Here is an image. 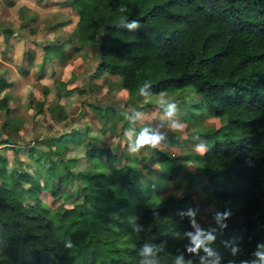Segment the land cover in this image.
<instances>
[{"label": "trees", "instance_id": "16d2710c", "mask_svg": "<svg viewBox=\"0 0 264 264\" xmlns=\"http://www.w3.org/2000/svg\"><path fill=\"white\" fill-rule=\"evenodd\" d=\"M69 3L78 16L67 39L72 50L95 49L96 70L119 76L127 100H134L141 88L151 94L192 85L208 112L225 118L224 124L193 135L214 137L201 156L199 181L212 185L208 198L217 205V213L231 214L223 221L226 228L218 224L220 241L208 247L212 255L203 249L198 255L190 254L191 240L185 234L194 231L191 218L181 215L189 208L171 193L161 196L156 205L141 199L139 170L118 153L117 145L127 142V119L116 146L97 141L88 126L73 127L53 136L47 150L30 148L36 175L16 165L8 168V159L0 153V264H140L145 244L154 249L164 245L150 257L160 264H174L175 258H182L183 264L188 260L200 264L202 257L205 264L217 258L219 264L256 260L253 252L264 243V0ZM121 4L131 13H119ZM125 16L128 22L138 20L141 27L129 32L120 26ZM6 30L8 35L14 31ZM61 44L55 41L44 50L49 55ZM33 55L27 48L24 58ZM68 81L58 85L67 88ZM8 84L0 73V110L7 116L12 108L11 96L4 92ZM37 104L43 106L44 101ZM98 112L102 131L108 119L115 124L122 114L116 104L99 107ZM65 117L64 112L59 116ZM0 142L9 147L14 141L6 137ZM69 142L74 148L82 146L83 152L58 161L50 156L52 152L65 156ZM149 150V160L159 164L164 178H178L182 164L175 156L159 147ZM80 156L90 165L75 171L72 166ZM98 173L107 180L95 177ZM76 181L79 189L71 190ZM43 189L60 208L40 196ZM125 191L139 198L133 211L134 226L141 228L136 238L129 233L132 220L124 217L130 203L122 194ZM112 212H118V217ZM68 240L72 249L64 246ZM233 248L238 249L235 255Z\"/></svg>", "mask_w": 264, "mask_h": 264}, {"label": "rangeland", "instance_id": "374dc122", "mask_svg": "<svg viewBox=\"0 0 264 264\" xmlns=\"http://www.w3.org/2000/svg\"><path fill=\"white\" fill-rule=\"evenodd\" d=\"M32 1L0 0V72L13 82V87L7 88L12 99L10 101L11 113L7 116L4 111L0 110V141L6 137H11L14 141L10 143L12 146L9 147L0 142V153L8 159L7 167L16 165L19 170H26L36 175V165L34 158L30 156V148L35 146L38 150H47L53 136L71 130L73 127L85 129L88 126L90 127L89 132L95 139L112 145L115 142V136L116 142L120 139L122 122L127 119L124 132L127 136L125 140H131L132 143L125 144L126 142L123 140L119 143L118 149L129 153L128 155L124 153L126 155L124 159L133 161L134 168L141 170L138 179L141 199L146 198V202L156 205L162 198V194L167 192L178 194L181 190H187L183 197L185 199H181V202L194 211L199 209L196 211L195 221L201 229L206 232L215 229L212 232L215 240L207 244L206 247L217 245L220 241L216 220L217 205L208 198L209 189L212 185L208 186L206 182L199 181L200 175H202L203 161L195 151V145L202 141L205 144L207 141L213 143L214 137L212 136L208 140L205 138L196 140L193 133L207 128L205 126L209 120L212 121L210 123H214V120L220 119V116L208 112L206 105L200 103L202 95L196 92L192 85L180 87L174 92H166L163 104L159 102L160 92L151 94L139 92L134 100H127L123 97L124 94L118 85L111 86L109 81L115 79V76L95 75L97 63L95 49L73 51L68 56L69 60L66 63L54 60L55 58H63V54L59 51L60 48L65 50L69 46L68 41L62 42L56 48L58 51H49V56L54 61L49 64L51 67L45 68L44 75L39 76L41 68L38 61L42 52L41 42H44L43 36L48 28L46 27L47 21L51 16L47 15L49 12H46V9L38 7ZM27 5H30L29 7L36 12V18L31 21L26 18L31 8H23ZM3 27L13 29L16 35L4 33ZM27 48L32 49L35 53L32 60L24 58ZM60 77H64V81L71 80L67 83L70 87H73L74 84L77 85L76 90H64V88L57 87L56 83ZM40 81H43L46 87H43ZM28 84H31L32 87H25ZM61 89L65 96H59L58 92L63 93ZM123 90L128 97L126 89L123 88ZM39 101H44L43 106L37 104ZM109 104H116L120 107L121 118L114 119L116 120L115 124L111 123V119H108L105 131H102L99 107L104 108ZM169 104L176 105V113L171 119L166 115ZM62 112L66 115L63 119L59 118ZM172 120L183 123L186 128L178 130L174 135L170 130ZM3 123H6V126H3ZM144 129H148L150 134L163 135L165 139L161 141L158 147L167 153L175 152L176 160L182 164V172L175 182L168 179V186L166 185L167 179L164 178L159 164L149 160V147L146 146L135 154L129 151V145L135 144L137 137ZM68 145L69 149H67L65 156L62 157L61 154L53 152L50 156L58 161L60 158L74 157L83 152L82 146L74 148L71 142ZM142 151L149 153L148 156H145L146 164L144 166H142L144 158L140 156L143 155ZM87 165H90V162L80 156L72 168L75 171H82ZM95 177L107 180V176L100 173ZM192 178L198 180L193 182ZM178 179H185V183H181V188L177 192L180 183ZM78 187L80 185L77 181L70 186L71 190ZM122 194L130 200L125 209L124 217L132 220L133 225L129 233H133L134 238H136L133 211L139 198L132 192L125 191ZM40 196L52 206L60 208L59 204L51 202V196L47 190L43 189ZM110 215L118 217L119 214L112 212ZM192 228L195 232V228L193 226Z\"/></svg>", "mask_w": 264, "mask_h": 264}, {"label": "clouds", "instance_id": "9594fccd", "mask_svg": "<svg viewBox=\"0 0 264 264\" xmlns=\"http://www.w3.org/2000/svg\"><path fill=\"white\" fill-rule=\"evenodd\" d=\"M118 12L125 14L131 13V10L121 4L118 7ZM120 26L126 28L129 32H135L137 31L141 25L139 23L138 20H132L130 22H128L127 20V16H125L124 18L121 19L120 21ZM141 94H144V90L143 88H141ZM166 92H161L160 95V103H164V97L166 96ZM176 113V105L175 104H169L168 105V111L166 113V115L168 116L169 119H171ZM184 127L183 123L178 122L176 120H172L171 123V129L173 131H177V130H182ZM165 137L161 134H150L148 129H144L140 135L137 137L135 144L134 145H129V151L130 153H137L140 151V149L147 147H151V148H157L161 141L164 140ZM196 140H200V137L197 136L195 137ZM207 145L202 141L199 144L195 145V151L203 156L206 152H207ZM196 211H199V209H196L195 211L191 208L188 209L187 212L181 213L182 216L187 215L188 217L191 218V223L192 226L195 228V232L194 233H186L185 235H187L188 237H190L191 240V245L190 247H187V251L190 254H199V250L203 248V250L205 252H208L209 255H212L210 249L208 247H206L207 244L212 243L215 240V236L212 234V232L215 231V229H213L212 231H204L203 229H201L195 221V215H196ZM230 212L226 211L225 213H217L216 215V220L217 223L219 224V227L221 229H224L227 227L226 223H223L224 220H226L229 216H230ZM154 215H158V214H154ZM141 230L140 226H134V231L139 232ZM227 243V242H226ZM65 248L68 249H72L74 247L73 243L71 240H68L65 242L64 244ZM164 248V245H160L159 247H156L154 249V247L150 244H145L141 250L140 255L145 257V259L140 261V264H160V261L158 259H150V257L154 256V251L155 252H160L162 251ZM238 251L237 248H233L232 249V253L233 255L236 254V252ZM253 255L257 258L256 260H241L240 264H264V243H258L256 246V250L253 252ZM174 264H183V260L182 258H175L174 259ZM187 264H193L192 260H188ZM200 264H205V259L202 257L200 260ZM211 264H219V259L217 258L216 260H213L211 262ZM229 264H234V261H229Z\"/></svg>", "mask_w": 264, "mask_h": 264}, {"label": "crops", "instance_id": "0c3cea01", "mask_svg": "<svg viewBox=\"0 0 264 264\" xmlns=\"http://www.w3.org/2000/svg\"><path fill=\"white\" fill-rule=\"evenodd\" d=\"M33 2V4H37V6L38 7H43L44 9H46V12H49V13H47V15H49V16H51L50 17V19L47 21V25H46V27H48L47 29H46V32H45V34H44V36H43V39H44V42L42 43L41 42V47H42V52H41V58H40V60L38 61V63H39V66H40V74H39V76H43L44 75V73H45V68H49V67H51V65H49V64H51L54 60H59L60 62H62V63H66L69 59H68V56L71 54V52H73V48H72V44H71V42H69V46L68 47H66V49L64 50V53H63V58H61V59H50V56L46 53V51L44 50V47L46 46V45H50V44H52V43H54L55 41H57V42H59V43H62V42H66V41H68L67 39H68V37L70 36V34H71V30H72V28H73V26L75 25V23H76V21H77V18H78V16H77V11H76V9H73L71 6H70V0H33L32 1ZM32 4V3H31ZM30 5H27V7H23L24 9H26V8H31V7H29ZM20 7H21V5H20ZM69 7V8H68ZM49 9V10H48ZM71 10H73V11H71ZM71 12H72V15H70L71 14ZM73 12H74V14H73ZM26 18H29V21H31V20H33V19H35L36 18V12H34L33 11V9L31 8L30 10H29V13H28V15H26ZM52 19V20H51ZM25 24L27 25V23L25 22ZM8 27H3V29H2V31L5 33V31H7L6 29H7ZM9 34V33H8ZM13 34H15L14 33V31H13V33L12 34H10V35H13ZM16 35V34H15ZM82 50H86V49H84V48H82ZM33 51V50H32ZM81 51V50H80ZM78 52V51H77ZM33 57L35 56V53H34V51H33ZM83 55H85V53H82ZM79 55H80V53H79ZM33 57L31 58V59H29V60H32L33 59ZM47 65H49V66H47ZM55 68V67H54ZM1 73V72H0ZM102 74H104L103 76H115V79H112V80H110L109 82H110V84H112L111 86L112 87H114V86H119L120 88H121V91H122V93L124 94V98H126V94H125V92H124V90H123V88H122V84H121V82L119 81L120 79H119V76H117V75H111V74H108V73H106V72H104V73H100L99 71H97V70H95V75H97V76H100V75H102ZM7 78V77H6ZM42 78V77H41ZM8 80H9V84H8V86H7V88L9 89L10 87H13V82H12V80L10 79V78H7ZM61 80H64V77H60V79H59V81H57V83H56V85H57V87H60L59 85H58V83L61 81ZM37 82H39V81H37ZM40 84H42V86L43 87H46L44 84H43V81H40ZM68 84V86H67V88H64V90H76L75 89V87H77V85H75L74 84V86L73 87H70L69 86V83H67ZM32 87L31 86V84H28V85H26L25 87ZM5 89L4 90V92H8L9 93V91H7L8 89ZM61 91L63 92V90L61 89ZM60 95H61V97L62 96H65L64 94V92L63 93H61V92H58ZM31 99V98H30ZM127 99V98H126ZM200 101H201V99H200ZM199 103V102H198ZM201 103V102H200ZM61 105V104H60ZM225 118H223V117H220V119H217V120H214V123H210V122H212V121H208L207 123L208 124H206V126L205 127H215V126H220V125H222V124H224L225 123ZM121 122V121H120ZM124 122V121H123ZM122 122V123H123ZM122 125V124H121ZM106 126V125H105ZM186 127L184 126L183 127V129L182 130H184ZM171 130V132L172 133H174V135L178 132V130L177 131H173L172 129H170ZM186 133V132H185ZM97 141H101V140H98L97 139ZM101 142H103V141H101ZM130 144V143H132L131 142V140H128L125 144ZM117 145V142H116V136H115V142L112 144V145H109V146H116ZM73 146H74V144H73ZM118 146V145H117ZM4 147V146H3ZM118 153L120 154V153H126V155H128L129 153H127L126 151H121L120 150V148L118 149ZM143 155H140L142 158H144V162L142 163L143 165L142 166H144V164H146V160H145V156H148L149 155V153L147 154V152H145V151H142L141 152ZM170 155H172V156H175V152H170L169 153ZM198 154V153H197ZM125 155V156H126ZM201 156V155H200ZM134 165V164H133ZM134 167H135V165H134ZM199 168H201V166H199ZM198 168V169H199ZM137 169V168H136ZM147 169V168H146ZM137 170H139V171H141L140 169H137ZM176 180V179H175ZM175 180H174V182H175ZM178 181L180 182L179 183V189H177V192L180 190V188H181V183L183 184V182L185 183V179H178ZM177 181V182H178ZM166 185L168 186V180H167V183H166ZM192 185H194V186H196L195 184H192ZM178 188V187H177ZM184 189V188H183ZM185 191H187V190H181L178 194L175 192V193H172V192H170L171 194H173L174 196H176L177 197V199H179L180 201H181V199H185V198H183L184 196H185V194H186V192ZM169 192H167L166 194H162V196H165V195H167ZM184 204V203H183ZM185 205V204H184ZM186 206V205H185ZM188 207V206H187Z\"/></svg>", "mask_w": 264, "mask_h": 264}]
</instances>
